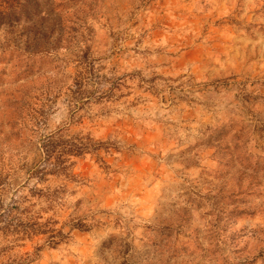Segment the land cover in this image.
<instances>
[{
  "label": "rangeland",
  "instance_id": "374dc122",
  "mask_svg": "<svg viewBox=\"0 0 264 264\" xmlns=\"http://www.w3.org/2000/svg\"><path fill=\"white\" fill-rule=\"evenodd\" d=\"M12 5L0 264H264V0Z\"/></svg>",
  "mask_w": 264,
  "mask_h": 264
},
{
  "label": "trees",
  "instance_id": "16d2710c",
  "mask_svg": "<svg viewBox=\"0 0 264 264\" xmlns=\"http://www.w3.org/2000/svg\"><path fill=\"white\" fill-rule=\"evenodd\" d=\"M8 5L7 7L0 4V7L3 6V12L1 14L7 15L8 10H11L14 5H12L14 0H3ZM11 2V3H10ZM79 93H82L81 87L78 88ZM84 152L83 146L77 143H73L69 140H59L48 138L42 141L41 149L39 153L41 154V161L46 162V165L33 167L30 169L31 175H40L44 176L48 173H63L67 174L69 168L68 156L71 155H81Z\"/></svg>",
  "mask_w": 264,
  "mask_h": 264
}]
</instances>
